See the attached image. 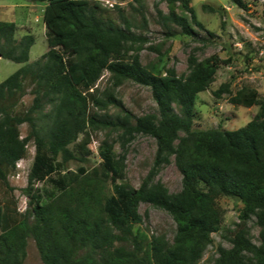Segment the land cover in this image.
Returning <instances> with one entry per match:
<instances>
[{"label":"trees","instance_id":"1","mask_svg":"<svg viewBox=\"0 0 264 264\" xmlns=\"http://www.w3.org/2000/svg\"><path fill=\"white\" fill-rule=\"evenodd\" d=\"M25 1L47 2L43 19L49 50L30 63L35 37L18 39L16 23L0 21V59L24 64L0 83V264H25L29 237L44 264H198L223 223L219 197L238 200L243 208L232 247L219 248L215 264H264V112L237 130L193 129L198 95L232 59L214 55L200 61L192 55L188 75L179 76L175 70L163 74L143 66L138 54L127 56L126 44L137 40L130 23L124 17L116 22L99 1ZM160 1L180 4L185 11H170L163 17L167 25L178 26L188 36H195L194 23L203 27L192 0ZM230 1L247 8L244 0ZM105 71L116 87L127 80L149 87L157 113L135 117L113 93L101 95L97 83ZM27 80L34 85L35 98L26 112H18ZM223 93L231 94L228 85L214 95ZM229 100L250 109L260 103V94L243 87ZM48 105L51 110L43 117L49 125L40 129L38 121ZM109 106L120 108L124 116H102L95 110ZM23 124L29 125L25 138L20 133ZM100 128L122 130L125 139L135 134L155 139L152 169L138 189L119 183L123 174L109 140L99 148L104 172L95 169L92 175L110 180L112 195L105 197L100 188L84 185L80 176L89 182L92 176L83 167L77 175L67 172L71 160L87 161L92 134ZM31 140L36 153L29 194L36 181H47L55 189L44 190L32 211L23 213L9 176L28 155ZM73 144L79 157L70 148ZM172 158L182 175L178 193L156 181ZM141 203L172 216L177 225L172 244L163 239L145 243L134 233L142 222ZM253 217L260 228L259 245L251 241L246 227ZM117 241L121 245L116 246Z\"/></svg>","mask_w":264,"mask_h":264},{"label":"rangeland","instance_id":"2","mask_svg":"<svg viewBox=\"0 0 264 264\" xmlns=\"http://www.w3.org/2000/svg\"><path fill=\"white\" fill-rule=\"evenodd\" d=\"M97 1L111 10L112 18L119 24L123 17L128 20L131 32L137 40L126 44V54L127 56L138 54L142 65L148 69L163 74L167 70H175L179 76H186L189 73L188 60L192 55L200 61L214 55L222 59H232L231 64L222 65L218 69L215 81L198 95L193 129L237 130L264 112V0H244L246 9H241L230 0H192L197 20L203 26L193 24L195 36L182 34L181 28L171 23L167 25L163 18L170 11L184 15L185 11L180 4L169 5L160 0ZM46 4V1L0 0V21L15 22L18 39L26 34L35 37V44L30 52V63L39 60L49 50L43 19ZM120 9L121 13H118ZM23 66L24 64H17L8 59H0V83ZM113 81L110 72L105 71L97 83L101 95L107 91L113 93L122 102L124 109L135 117L157 113L158 106L149 87L131 80L116 87ZM224 85L229 86L231 94L215 96L214 93ZM243 87L258 90L260 103L257 106L248 109L230 103L231 95ZM33 89L34 85L27 80L24 95L19 99L16 108L18 112H26L33 105L35 98ZM50 110L51 106L48 105L41 113L38 121L40 129L48 128V120L43 116ZM95 110L102 116H124L121 109L115 106ZM122 132L106 128L93 132L89 145L91 153L87 161L81 162L78 158L71 160L66 164L67 172L77 175L79 168L83 167L87 174L92 176L90 182L85 176H80L84 185L92 186L88 187L91 189L94 186L100 188L105 197L112 195L111 181L92 175L95 169H98L100 174L104 172L99 148L103 141L109 140L114 144L115 158L123 174L119 183L138 189L152 169L157 144L154 138L144 134H135L133 138L125 139ZM20 133L25 138L29 134V125H21ZM70 148L77 157L80 156L74 144ZM28 150V155L18 162L16 170L9 176L10 185L14 188V195L23 213L32 211L39 196L43 197L44 190L52 192L55 189L47 181H36L32 194H29L28 180L36 153L34 140L28 143ZM156 181L162 182L171 193L181 191L182 175L174 158L169 164L161 167L156 175ZM216 201L223 214V223L220 231L212 234L213 241L205 249L198 264H215L219 257V248L232 247V233L236 230L237 224L241 223L243 205L240 201L229 197H219ZM138 211L142 216V222L134 227V233H139L143 242L151 243L156 239H163L170 244L173 243L177 225L168 212L146 203H141ZM246 227L251 241L259 245L260 228L256 218L248 221ZM115 233L119 234V231L115 229ZM115 245L119 246L121 242L117 241ZM26 251L25 264H44L32 237L28 238Z\"/></svg>","mask_w":264,"mask_h":264},{"label":"crops","instance_id":"3","mask_svg":"<svg viewBox=\"0 0 264 264\" xmlns=\"http://www.w3.org/2000/svg\"><path fill=\"white\" fill-rule=\"evenodd\" d=\"M253 108V107H252Z\"/></svg>","mask_w":264,"mask_h":264}]
</instances>
